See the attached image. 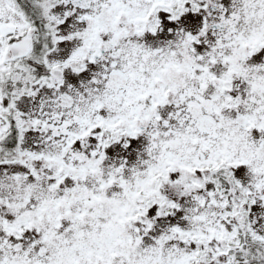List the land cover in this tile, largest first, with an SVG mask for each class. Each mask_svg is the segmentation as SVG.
I'll use <instances>...</instances> for the list:
<instances>
[{
	"label": "snow or ice",
	"instance_id": "1",
	"mask_svg": "<svg viewBox=\"0 0 264 264\" xmlns=\"http://www.w3.org/2000/svg\"><path fill=\"white\" fill-rule=\"evenodd\" d=\"M0 264H264V0H0Z\"/></svg>",
	"mask_w": 264,
	"mask_h": 264
}]
</instances>
